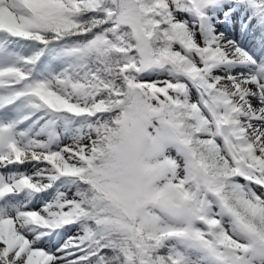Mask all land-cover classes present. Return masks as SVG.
Masks as SVG:
<instances>
[{"label": "snow or ice", "instance_id": "obj_1", "mask_svg": "<svg viewBox=\"0 0 264 264\" xmlns=\"http://www.w3.org/2000/svg\"><path fill=\"white\" fill-rule=\"evenodd\" d=\"M0 264H264V0H0Z\"/></svg>", "mask_w": 264, "mask_h": 264}, {"label": "rangeland", "instance_id": "obj_2", "mask_svg": "<svg viewBox=\"0 0 264 264\" xmlns=\"http://www.w3.org/2000/svg\"><path fill=\"white\" fill-rule=\"evenodd\" d=\"M224 31V30H222ZM229 33V32H228ZM230 34V33H229ZM68 141H65V143H67ZM30 167V166H29ZM70 235H74L75 234V231H72L71 233H69Z\"/></svg>", "mask_w": 264, "mask_h": 264}, {"label": "trees", "instance_id": "obj_3", "mask_svg": "<svg viewBox=\"0 0 264 264\" xmlns=\"http://www.w3.org/2000/svg\"><path fill=\"white\" fill-rule=\"evenodd\" d=\"M73 231H75V229H73Z\"/></svg>", "mask_w": 264, "mask_h": 264}]
</instances>
